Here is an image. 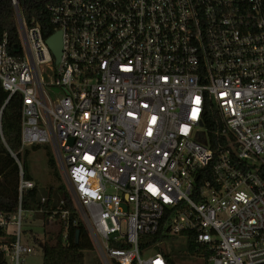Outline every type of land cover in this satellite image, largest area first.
<instances>
[{"label":"built area","instance_id":"1","mask_svg":"<svg viewBox=\"0 0 264 264\" xmlns=\"http://www.w3.org/2000/svg\"><path fill=\"white\" fill-rule=\"evenodd\" d=\"M49 11L58 62L16 15L21 53L0 41V83L5 102L21 98V148L52 144L104 263L167 264L158 243L139 246L166 215V234L190 233L206 264H264V0H57ZM208 106L226 135L214 152ZM33 185L20 170L19 196ZM24 217L20 201L0 215L14 226L1 246L12 264L31 251Z\"/></svg>","mask_w":264,"mask_h":264},{"label":"trees","instance_id":"2","mask_svg":"<svg viewBox=\"0 0 264 264\" xmlns=\"http://www.w3.org/2000/svg\"><path fill=\"white\" fill-rule=\"evenodd\" d=\"M20 17L27 26L37 25L44 38L53 33V25L50 22L49 7L57 0H15ZM5 40V48L8 53L19 55L20 38L16 17L15 5L12 0H0V41ZM7 92L0 83V215L8 219L16 212L20 201L23 212L42 211L43 242L42 264H84L83 250L92 247L82 223L77 220L76 212L70 200L61 174L55 169L54 160L48 156V165L57 180L55 186L49 185L46 191L41 192L36 184L24 189L19 196L18 182L21 170L24 179L32 180L25 159L26 147L21 148L20 125H21V98L20 95H12L5 102ZM203 126L205 128V142L213 152L224 143L226 135L221 133L222 122L213 106H208L204 113ZM34 146V145H31ZM20 164V168L18 163ZM33 181V180H32ZM41 197L44 200L41 201ZM64 203L59 205V201ZM61 210H67L66 218H61ZM165 215L159 229L154 234L139 236L141 249L152 243H159L166 234ZM78 236L76 237V231ZM186 239V254L206 259L211 254L203 247H196L193 236L190 233H182ZM15 236L6 230V226L0 225V262L4 254L1 246L9 248ZM157 250L163 248L156 246ZM164 253L167 264H175L168 253Z\"/></svg>","mask_w":264,"mask_h":264},{"label":"rangeland","instance_id":"3","mask_svg":"<svg viewBox=\"0 0 264 264\" xmlns=\"http://www.w3.org/2000/svg\"><path fill=\"white\" fill-rule=\"evenodd\" d=\"M25 159L28 164L29 172L32 176L34 184H36L41 192L46 191L49 185L55 186L57 180L55 179L52 169L48 165V156H51L54 160L55 169L60 173V168L55 161L54 149L51 143L34 144V146L26 147ZM29 217V214H25V219ZM8 231L14 229L13 225H9ZM34 233L39 237L38 243H31L33 246V252L35 254H41L42 251V231L40 227H32ZM21 242L23 240V233L21 230ZM159 246L163 248L165 253H168L175 264H205L203 259L196 256H189L186 252V239L181 234L168 235L159 241ZM84 264H105L101 259L98 250L92 246L89 249L83 250ZM10 264V263H7Z\"/></svg>","mask_w":264,"mask_h":264},{"label":"crops","instance_id":"4","mask_svg":"<svg viewBox=\"0 0 264 264\" xmlns=\"http://www.w3.org/2000/svg\"><path fill=\"white\" fill-rule=\"evenodd\" d=\"M25 214H29V217L25 219L24 224L21 226V230L23 233V240L22 242L25 246H28L31 248V251L27 254H25L23 258V264H42V251L41 254H35L33 252V246L32 242L38 243L39 237L34 233L32 227H40L42 231V242H43V221H42V211H28ZM9 226V225H8ZM8 231V228H6ZM10 232V231H8ZM12 232V231H11ZM31 242V243H29ZM7 246V245H4ZM2 248V247H1ZM3 250V249H2ZM10 263L12 264L10 257L6 255L5 253L3 254L2 261L0 264H7Z\"/></svg>","mask_w":264,"mask_h":264},{"label":"water","instance_id":"5","mask_svg":"<svg viewBox=\"0 0 264 264\" xmlns=\"http://www.w3.org/2000/svg\"><path fill=\"white\" fill-rule=\"evenodd\" d=\"M16 15L18 17V20L20 21V14L18 11L17 6L15 5ZM46 44L48 45L51 53L53 54L55 58V62H58L60 58V48H61V39H60V31H55L53 34L48 36L45 39ZM78 236V230L76 231V237Z\"/></svg>","mask_w":264,"mask_h":264}]
</instances>
